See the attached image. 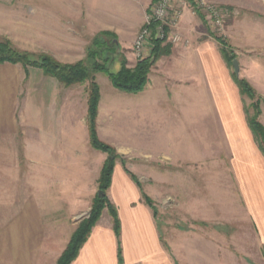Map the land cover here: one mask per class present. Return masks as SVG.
<instances>
[{"label":"rangeland","instance_id":"1","mask_svg":"<svg viewBox=\"0 0 264 264\" xmlns=\"http://www.w3.org/2000/svg\"><path fill=\"white\" fill-rule=\"evenodd\" d=\"M152 2L153 0H0V42H8L19 52L48 55L61 64L80 61L86 63L88 54L97 51L94 38L107 32L109 36L99 38L108 42L111 47H116L114 56H119L110 69L118 70L121 59H125L127 67L132 68L137 61L132 54V45L130 48L129 44L133 43ZM196 2L221 10L222 28L216 27L204 10H200V13L205 19L199 20L188 3L179 7V0H175L172 9H180L181 16L184 12L190 15V27L194 26L191 36L199 39L212 35L226 42L238 61L239 77L246 80L254 91L253 98L242 96L246 116L250 120H256L264 129V0ZM179 34L182 43L185 40L181 32ZM215 42L219 48V43ZM100 59L101 56L94 61L101 63ZM35 70L37 71L32 68L24 69L21 65L0 66V118L3 117L2 123H8L5 111L7 104L14 101L15 114L11 122L17 129L15 138H18L20 144L29 138H38L37 132L27 130V120L21 118V111L27 106L29 95L34 97L33 92H36L37 97H45L44 92L47 89L50 91V86L47 88L42 82L54 79ZM230 70L232 71V67ZM92 75L103 100L99 122L98 114L95 120L98 140L114 150L118 156L117 163L123 171L125 169L135 177L142 194L153 204L156 209L153 218L162 229V237H167L168 229H192L194 220L206 219L211 224L228 223L229 241H235V237H238L249 261L264 264L262 258H256L257 255L261 257V249L245 210H242L231 173L230 153H225L224 148L214 145L216 139L210 138L212 125L205 122L201 130L193 125L185 129L186 122L180 117L179 129L167 131L166 126L158 120L157 109L152 107L148 113L150 118L155 119V127L144 128V124L125 121L124 117L131 112L126 111L123 104L129 99L135 101L143 94L120 92L112 87L105 75ZM88 88L89 82L67 88L59 84L62 98L68 97L67 111H73L74 123L78 128L84 125L87 136H84L86 142L83 147H69L61 162L51 163L52 204L55 206L54 203H60L62 206L61 210L53 212V217L68 222L69 228L73 230L70 238L80 223L89 217L93 200L100 193L98 180L107 160V154L93 148L89 141L87 111L86 115L83 114L87 106ZM146 90L150 91V84ZM14 96L15 100H12ZM6 98L9 103H6ZM149 101L156 102V99ZM114 103L118 107L121 105L116 113L122 115L116 114L115 121L113 114L111 117L108 114V104L111 106ZM78 132L80 131L77 130ZM192 143L195 145L192 146ZM20 155H24L23 147H20ZM175 156L177 161L170 160L175 159ZM28 165L20 163L21 177L26 171L33 170ZM64 175L68 177L67 182ZM48 178L49 175L40 176L36 181L44 183ZM60 182H63L62 190L67 187L66 197L60 190ZM76 190L84 191V194L78 191L75 193ZM58 192H61L60 197L56 196ZM140 201L143 203L141 194ZM103 212L112 220L109 209L105 208L102 214ZM220 220L223 222L219 223Z\"/></svg>","mask_w":264,"mask_h":264},{"label":"crops","instance_id":"2","mask_svg":"<svg viewBox=\"0 0 264 264\" xmlns=\"http://www.w3.org/2000/svg\"><path fill=\"white\" fill-rule=\"evenodd\" d=\"M189 18L184 12L179 20L178 29L185 41L170 44V53L159 58L151 69L147 83L150 91L146 85L139 93L143 94L140 98L123 104L131 112L124 120L146 125L142 128L155 127V119L148 113L152 107L157 109L158 120L167 131L178 130L181 118L187 124L185 129L193 125L201 130L205 122L212 125L210 138L216 139L214 145L230 153L231 173L242 210L261 249V257L256 258H262L264 263V157L246 123L242 96L232 78L233 70L227 66L214 39L191 36L194 26L190 27ZM142 25L143 22L139 28ZM129 45L131 48L132 43ZM49 80L42 82L43 86H50V91L44 92L46 96L37 97L33 92L34 97L29 95L27 106L21 111V118L27 120V130L37 132L38 138H29L22 144L15 138L17 129L11 122L14 101L9 103L6 98L8 123H2L3 117L0 118V264H56L73 231L67 221L53 217V212L62 206L52 204L51 163L61 162L68 153L67 148L83 147L86 129L84 125L76 126L73 111H67L68 97L62 98L58 82ZM152 99L156 102L149 101ZM102 105L100 94L98 122ZM119 107L116 103L108 104L109 117L113 114L114 121ZM86 111L87 106L84 115ZM204 145L208 146L205 142ZM20 147H23L22 156ZM176 159L175 156L170 160ZM21 162L33 169L23 173V177ZM45 175L49 178L44 183L36 181ZM64 176L67 182L68 177ZM59 187L62 190L63 182ZM62 191L66 197L67 187ZM56 196L60 197L61 192ZM107 197L120 223L123 264H254L244 255L243 243L238 237L229 241L228 223L221 220L219 223L223 224L194 220L192 229H168L167 237H162V229L151 209L140 201L139 190L117 161ZM163 226L168 228L167 224ZM71 264H118L112 220L104 212Z\"/></svg>","mask_w":264,"mask_h":264},{"label":"trees","instance_id":"3","mask_svg":"<svg viewBox=\"0 0 264 264\" xmlns=\"http://www.w3.org/2000/svg\"><path fill=\"white\" fill-rule=\"evenodd\" d=\"M195 14L204 21L205 17L199 11L195 10ZM109 35L110 34L107 32H103L99 34L98 37L94 38V42L97 45V51H91L88 54L86 63L80 61L75 64H61L48 55H32L25 52H19L8 42H0V65H21L24 69H38L43 75L54 78L65 88L89 82V88L87 90V123L89 141L93 148L107 154V160L101 169L98 180V191L101 192V195H97L94 198L90 208L89 217L80 223L70 238L65 250L57 259L56 264H71L75 260L79 250L87 241L92 228L99 221L102 211L105 208L109 209L112 217V228L117 241V261L118 264H123L120 247V223L116 209L108 200L106 193L110 187L113 168L118 156L111 147L101 143L97 137L95 120L98 114L100 91L92 74L100 73L105 75L110 81L112 87L120 92L132 95L139 94L145 89L148 83V76L154 64L159 58L167 56L170 53L171 45L168 43L164 44L161 41H153L150 55L147 58L137 61L132 68H128L126 60L121 59L119 69L112 71L110 69L113 65L112 63H114L119 57L114 56L116 47H111L108 42L99 38L102 36L107 37ZM210 37L219 43V51L227 66L231 68L232 61L236 56L230 52L228 45L226 42L224 43L221 38H214L212 35H210ZM100 56L102 58L100 59L101 63L95 62L94 59ZM232 78L241 96L246 95L253 98L254 91L246 80L237 77L233 72ZM244 113L246 123L251 131L253 139L264 157V129L256 120H250L247 118L245 107ZM124 171L139 189L143 203L151 209L153 216H155L156 209L153 207L151 201L142 194L141 187L135 181V177L125 169Z\"/></svg>","mask_w":264,"mask_h":264},{"label":"built area","instance_id":"4","mask_svg":"<svg viewBox=\"0 0 264 264\" xmlns=\"http://www.w3.org/2000/svg\"><path fill=\"white\" fill-rule=\"evenodd\" d=\"M175 0H153L147 13L145 14L143 25L137 33L132 43V54L136 61L147 58L151 52L152 42L161 41L176 45L181 43V35L178 32L179 20L181 18L180 9H172ZM188 3L191 10H204L208 14V19L218 27L222 28V11L212 5H207L196 0H179V7Z\"/></svg>","mask_w":264,"mask_h":264},{"label":"water","instance_id":"5","mask_svg":"<svg viewBox=\"0 0 264 264\" xmlns=\"http://www.w3.org/2000/svg\"><path fill=\"white\" fill-rule=\"evenodd\" d=\"M232 70H233V73L237 77H239L240 68H239L238 61L236 59H233V61H232ZM99 195H101V192L99 193Z\"/></svg>","mask_w":264,"mask_h":264}]
</instances>
